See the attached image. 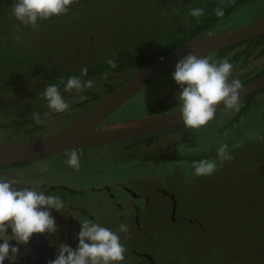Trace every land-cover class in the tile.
<instances>
[{"label":"rangeland","instance_id":"rangeland-1","mask_svg":"<svg viewBox=\"0 0 264 264\" xmlns=\"http://www.w3.org/2000/svg\"><path fill=\"white\" fill-rule=\"evenodd\" d=\"M13 3L14 0H0V14H3L0 15V31L3 33L0 36V80L6 75L14 80L23 79L27 90H30L29 77L32 75L57 76L62 71L98 66L110 60L117 48L131 49L138 39L159 47L162 33H167L175 22H179L169 9L171 0H87L75 8L73 3L66 14L38 20V27L33 28L21 25L14 17ZM259 5L264 7V3L259 2ZM256 12L241 10L238 15L234 13L228 18L225 27L228 30L239 27L263 15L264 10L259 9L254 15ZM161 17L164 23L162 26L156 23L157 18ZM17 26L22 31L17 32ZM15 36L21 39H14ZM229 62L233 65L232 76H235L242 70L263 67L264 54L255 58L249 56L245 62L242 58L237 59L236 63L233 59ZM161 77L132 95L105 119V123L153 114L148 108L155 106L159 94L170 90L172 85L171 78ZM58 78L54 80L61 87ZM91 78L94 79L93 76ZM49 83L51 80H36L38 88L46 87ZM60 89L69 95L73 92H66L64 86ZM19 92L17 90L9 96L3 95V104L8 99L31 101V97L26 98L24 93ZM177 109H180V105L155 114ZM252 116H256V111L254 115H248L251 121ZM224 117L215 116L206 126L187 131L184 137H165V146L157 145V141L150 146L165 149L167 146L173 147L180 140L186 142L184 147L190 155L187 147H191L194 154L200 156V160L212 161L208 157H217L224 143V135H218L223 132L235 136L238 140L226 145V153L232 158L222 163L220 161L219 164L216 162L217 168L210 176L197 177L193 163L183 162L179 169H172L169 164L155 171L154 164L129 162L126 158H129L127 152L130 149L138 154L145 150L136 139H131L82 152L86 155H80L79 171L66 163L67 155L56 158L48 164L47 173L35 170L26 182L39 186L41 181V185L46 188L48 181H61V177L66 183L75 186L82 184L90 190L101 182L109 183L117 178L132 185L139 181L144 185L147 179L152 180L176 192L179 201L177 217L180 219L171 221L168 200L154 193L151 195L153 211L143 214L148 236L140 235L130 228L124 234L122 244L130 238L138 248L150 251L156 260L166 258V264H264V175H256L248 167L255 162L252 159L256 151L239 135L248 124L237 120L233 126L224 129L220 126ZM4 121L0 117V123ZM67 122L61 118L49 121L46 131L53 132ZM214 127L218 129L216 133L212 130ZM203 133L207 135L203 137ZM1 135L2 132L0 142L12 141ZM199 147H203V154L202 150H198ZM167 152L171 153V150H164V154ZM159 171H164L167 177L157 178ZM139 187L142 188V185ZM114 190L123 202L131 201L129 195L118 187ZM98 200H101V205ZM96 203L102 208L98 216L101 226L114 232H118L120 224L129 226L126 221L117 218L121 212L119 207L114 206L113 201H107L102 193L88 191L75 204L82 205L86 211L94 207L100 209ZM193 220H196L194 224Z\"/></svg>","mask_w":264,"mask_h":264},{"label":"clouds","instance_id":"clouds-1","mask_svg":"<svg viewBox=\"0 0 264 264\" xmlns=\"http://www.w3.org/2000/svg\"><path fill=\"white\" fill-rule=\"evenodd\" d=\"M74 2L75 0H14L12 11L21 25L37 28L38 20L66 14ZM227 6L226 0H219V4L213 9L214 14L223 17L224 8ZM203 14L202 8H193L190 11L192 17L198 18ZM16 30L22 31L19 26ZM208 35L211 36L212 33ZM14 39L20 40L21 37L15 36ZM107 63L112 68L117 67L115 60L110 59ZM87 72L88 68L83 67L80 77L72 76L67 81L63 79L60 81L66 92L75 90L80 101L87 97L79 94L93 87L91 79L87 81L82 79ZM232 74L233 65L227 58L213 61L208 57L188 52L178 59L171 76L180 87L176 99L180 105V118L185 127L198 129L206 126L215 118L216 106L221 103L226 109L234 112L240 110L242 105L239 96L243 86L238 78L230 80ZM42 97L46 99L48 108L55 113H64L71 107L62 96L59 84L47 85ZM44 115L50 116L51 113ZM32 119L37 124L42 122L39 113H32ZM226 147L221 145L218 150L221 163L232 158L226 153ZM67 156L66 163L79 171L80 153L71 150ZM193 168L197 177L210 176L216 170L217 164L214 161L200 160L193 163ZM18 183L21 181L0 175V240L3 241L0 243V264H4L6 258L15 259L19 251L18 247L9 243L10 240L27 245L33 234L57 232L55 219L49 210L62 212L65 208L64 201L59 195L38 191L33 187H17ZM9 228L10 236L5 234ZM118 231L126 233L128 226L120 224ZM77 239L75 249L60 243L57 246L56 258L50 261V264H120L125 258L126 248L121 243L119 235L87 217L79 221Z\"/></svg>","mask_w":264,"mask_h":264},{"label":"trees","instance_id":"trees-1","mask_svg":"<svg viewBox=\"0 0 264 264\" xmlns=\"http://www.w3.org/2000/svg\"><path fill=\"white\" fill-rule=\"evenodd\" d=\"M86 1L87 0H75L73 7L75 8V6H80L81 4L86 3ZM226 2L228 6L224 8V16L217 17L214 14L213 9L217 7V5L219 4V0H171L169 9L173 13V17H175L179 22H175L172 26V29L167 33H162V40L159 39L160 46L157 47V45L155 44L149 45L146 44L143 39H138L137 41H135L131 49L117 48L115 50V52L111 56V60H115L117 67L112 68L107 63L108 60L95 67H87V75L83 76L82 78H87L88 80L91 79L92 81H95V83H93L95 87L91 89H85L82 93L79 94L87 97V99L83 101L79 100V96L77 95L75 90H73V92H71L69 95L67 93L61 92L60 89L62 96L68 97L65 99V101L71 105L69 110L64 113L53 112L48 108L46 99L40 100V97H42V92L46 87L38 88L36 80H51V84H57V81L54 79H57L59 77V80L65 79L64 81H67V79L72 76L80 77L81 70L71 72L62 71L57 76H52L50 74H43L40 76L32 75L29 77L30 90L24 88L25 85L23 84V79L14 80L6 75L4 79L0 80V88L3 91L0 93V117L4 118L5 120V123H0V132H2L1 136L5 137V139H12V141H21L45 135L48 132L46 131V128L49 121H54V119L61 118L64 122H66L76 118L91 106H93L104 95L119 86L135 71L145 66L146 64L156 60L157 58L172 50L176 46L182 44L183 42L194 38L209 36V33H212L213 35L228 31V27H225V24L228 23V18L231 17L232 14L236 13L238 15L241 10H244L247 13L256 10L257 12L254 14L256 15L259 9L264 10V7H261L259 5V2L264 3V0H226ZM193 8H202L204 10V14L198 18L192 17L190 15V11ZM257 17H260V15ZM156 23L162 26L164 24L162 23V17L157 18ZM153 26L155 25L153 24ZM2 35L3 33H1L0 31V36ZM263 54L264 34L247 41H243L241 43L219 49L217 51L206 53L201 57H208L213 61L224 58H227L229 61L233 59L236 63L237 59L239 58H242L243 62H245L249 56L255 58L256 56H260ZM174 69L175 67L172 68L165 77H169L172 79L171 73L174 71ZM263 71L264 66L257 69L254 68L252 70H242L235 76H232L231 79L238 78L241 83L244 84ZM106 73L107 75H105ZM92 76L94 77V79L91 78ZM63 86L64 85L61 84V87ZM17 90H20L19 94L24 93V96L26 98L31 97V101H29L28 99H8L3 104V95L9 96L11 93ZM179 91V85H177L172 79L170 90L159 94L157 104L148 109L151 110L154 114L158 111H164L173 107H178L179 102L176 97ZM156 96L157 95L154 94V98H156ZM27 101L31 103L28 104ZM241 105L242 106L238 112H234L223 107L219 110H216L215 116H225L220 122V126L224 127V129L225 127L233 126L237 120L245 121L248 124L245 129L239 134L242 139H245V143H250L251 146L249 147L255 148L253 151H256V155L252 159L255 162H253L251 165H248V167L249 170L254 174H260L263 176L264 88L242 99ZM255 111L256 116H252L251 121L250 119H248V115H254ZM34 112L40 114L42 120L41 123L37 124L32 119V113ZM45 113H51V115L45 116ZM212 130L214 133H216L218 129L214 127V129ZM187 131H191L190 128H187L184 125H180L171 129L159 131L156 134L161 133L163 134V138L166 137L168 139H173L180 136H186ZM221 134L224 135V143L222 145H227L228 143L233 142V140H238L235 136H232L230 134L225 135L223 132H221L218 136H220ZM204 135H207V133L202 134L203 137ZM141 136L144 137V135H140L138 137ZM151 140L152 139L149 138V136H146V138L144 139L147 145H149ZM183 143L185 144L186 142ZM148 158L157 159L153 155H149ZM208 158H211L210 160L217 162L218 164L220 163L219 156H209ZM187 163H190V161H188Z\"/></svg>","mask_w":264,"mask_h":264},{"label":"flooded vegetation","instance_id":"flooded-vegetation-1","mask_svg":"<svg viewBox=\"0 0 264 264\" xmlns=\"http://www.w3.org/2000/svg\"><path fill=\"white\" fill-rule=\"evenodd\" d=\"M169 71H166V73L158 77L162 76L161 78H164L165 76H167ZM41 99L44 98L40 97V100ZM28 104H30V102H28ZM157 132L145 134L144 137L136 136L89 147L65 150L60 153L53 154L38 160L15 162L1 167L0 175H4L9 179L21 181V183H18L16 185L17 187H33L38 191H46L48 194L59 195L63 199L65 204V208L62 210V212H58L54 209L49 210L51 215L55 219V223L58 229L57 232L51 234H33L27 245L17 244L15 240H10L9 243L13 246L18 247L19 251L15 259L6 258L4 264H50V261L56 258L57 246L60 243H65L71 248L75 249L78 244L77 236L79 233V221L87 217L93 220L94 222L98 223V216H100L102 212V208L99 206V204L101 205V200H98L99 204L96 203V205H98L100 209L94 207L91 210L85 211L82 205L75 204L77 203L78 198H80V196L82 195L87 194L88 191L92 193H102L107 201H113L114 206L119 207L121 211L119 212V215H117V218L121 221H126V223L129 225L128 231L130 228H132L140 235L148 236V228L143 220V214L153 211V208L151 206V195L154 193L159 194L163 196L166 200H168L170 204L168 209L169 219L174 222L178 221L180 219L177 217L179 201L176 192L171 188L165 187L160 184H155V182H152V180L149 179H147V184L143 185L142 181H139V183L136 182L135 185H132L126 183L124 180L121 181V178H117L115 179V181H110L109 183H107L106 181L101 182L100 185H95L90 190L84 188L82 184L75 186L73 184L66 183L64 182L65 179H61V177V181H48L49 183L47 182L46 188L44 185H41V181L38 184L40 187L31 182H26L28 179H31L30 176L34 175L33 172L35 170L38 171L40 169L41 172L47 173L49 163H51L56 158L67 155V153L71 150H76L81 155L82 152H87L93 148L97 149L107 146V144L109 143L128 141L131 139H136L142 147L144 146L145 150L142 154H138L135 153V151H133L132 149H130L129 153L127 152V155L130 154L129 158H126V160L129 162H137L136 164H154L155 171L159 167H164L165 165L169 164L171 165L172 169H179L180 164L185 161H190V163H194L200 160V156L198 157V155H195L191 147H187V149H189L192 154L190 155L187 152L186 147H184L185 144L183 142H180V140L177 141L173 147L167 146L165 147V149L163 147L161 149L150 147L154 144L155 141H157V145L165 146V142L163 141L162 137L163 134H156ZM146 136H149V138L152 139L149 145H147L144 141ZM164 150H171V153L167 152L166 154H164ZM198 150H202L203 154V147H199ZM149 155H153L157 159H149ZM137 157H139V160L137 159ZM151 166L153 168V165ZM5 172L8 175H5ZM160 177H162V179L167 177L164 171H159V175L157 176V178ZM139 185H142V188H140ZM117 187L124 194L129 195V199H131V201L123 202V200L117 197L114 190ZM194 222H196V220H193L192 223L194 224ZM116 233L119 235L120 240L123 241L125 233L119 231ZM5 234L10 236L11 229L9 228L8 230H6ZM0 243H3V241L0 240ZM124 246L126 248L125 258L123 261L120 262V264H127V262L129 264H166V258L156 260L150 251L138 248L134 240L130 238L129 240L125 241Z\"/></svg>","mask_w":264,"mask_h":264},{"label":"water","instance_id":"water-1","mask_svg":"<svg viewBox=\"0 0 264 264\" xmlns=\"http://www.w3.org/2000/svg\"><path fill=\"white\" fill-rule=\"evenodd\" d=\"M262 34L264 15L234 29L183 42L135 71L84 113L55 131L26 140L0 142V168L15 162L38 160L65 150L99 145L183 125L180 109L120 122L105 123V119L148 82L174 68L178 59L188 52L202 56ZM242 86L239 96L241 100L264 88V71ZM216 107L219 110L224 106L221 103ZM5 175L8 174L5 172Z\"/></svg>","mask_w":264,"mask_h":264}]
</instances>
